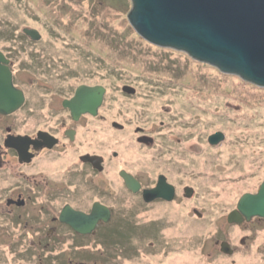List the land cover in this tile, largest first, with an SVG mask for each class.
I'll use <instances>...</instances> for the list:
<instances>
[{"label":"rangeland","instance_id":"rangeland-1","mask_svg":"<svg viewBox=\"0 0 264 264\" xmlns=\"http://www.w3.org/2000/svg\"><path fill=\"white\" fill-rule=\"evenodd\" d=\"M131 8V0H0V35H41L35 59L27 43L14 51L21 66L62 93L104 88L101 114L131 127L116 132L121 160L145 183L163 175L176 189L173 201L153 206L132 196L131 245L86 251L87 264H264V219L227 222L240 198L264 182V88L151 44L131 26ZM136 128L155 147H139ZM219 133L224 141L210 145Z\"/></svg>","mask_w":264,"mask_h":264},{"label":"flooded vegetation","instance_id":"flooded-vegetation-1","mask_svg":"<svg viewBox=\"0 0 264 264\" xmlns=\"http://www.w3.org/2000/svg\"><path fill=\"white\" fill-rule=\"evenodd\" d=\"M0 38V255L8 260L0 258V264H87L86 251L124 250L134 231L128 221L132 196L147 206L165 203H147L143 195L163 175L145 183L121 160L115 136L129 125L109 122L102 107L96 115L78 116L66 107L80 87L98 86L62 93L65 88L55 83H37L14 51L27 43V56L35 59L38 42L25 33ZM145 131L136 128V144L155 147L156 139ZM122 174L141 185L139 193ZM97 211L103 218L89 220Z\"/></svg>","mask_w":264,"mask_h":264},{"label":"water","instance_id":"water-1","mask_svg":"<svg viewBox=\"0 0 264 264\" xmlns=\"http://www.w3.org/2000/svg\"><path fill=\"white\" fill-rule=\"evenodd\" d=\"M128 20L134 30L151 44L184 52L201 63L218 68L222 73L264 88V0H131ZM25 34L39 41L41 35L33 29ZM4 61L0 54V65ZM6 74V73H4ZM2 73L0 72V76ZM9 86H12L9 79ZM124 91L135 94L126 88ZM105 89L80 87L75 97L65 105L74 116L80 113L96 115L103 105ZM224 141L219 133L209 138L217 146ZM129 189L137 194L141 185L125 176ZM193 190L188 189L191 196ZM176 191L164 176L157 186L145 190L147 203L162 199L173 201ZM201 218V215H198ZM103 216L97 211L89 220ZM254 218L264 219V182L256 194L243 195L236 210L227 217L230 225L250 223ZM88 221L87 219H85ZM106 220V218H105ZM222 252L232 254L228 243H222Z\"/></svg>","mask_w":264,"mask_h":264},{"label":"bare ground","instance_id":"bare-ground-1","mask_svg":"<svg viewBox=\"0 0 264 264\" xmlns=\"http://www.w3.org/2000/svg\"><path fill=\"white\" fill-rule=\"evenodd\" d=\"M193 262V260H190L189 259L187 260H181L180 262H178L179 264H191Z\"/></svg>","mask_w":264,"mask_h":264}]
</instances>
